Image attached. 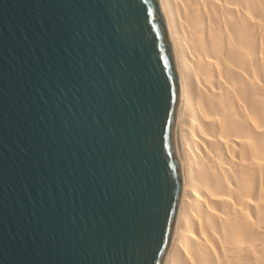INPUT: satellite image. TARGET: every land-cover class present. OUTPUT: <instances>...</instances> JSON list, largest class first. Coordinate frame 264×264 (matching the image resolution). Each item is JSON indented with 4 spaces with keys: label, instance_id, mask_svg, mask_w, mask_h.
I'll return each mask as SVG.
<instances>
[{
    "label": "water",
    "instance_id": "water-1",
    "mask_svg": "<svg viewBox=\"0 0 264 264\" xmlns=\"http://www.w3.org/2000/svg\"><path fill=\"white\" fill-rule=\"evenodd\" d=\"M182 109L158 0H0V264H166Z\"/></svg>",
    "mask_w": 264,
    "mask_h": 264
},
{
    "label": "bare ground",
    "instance_id": "bare-ground-1",
    "mask_svg": "<svg viewBox=\"0 0 264 264\" xmlns=\"http://www.w3.org/2000/svg\"><path fill=\"white\" fill-rule=\"evenodd\" d=\"M185 179L166 264H264V0H158Z\"/></svg>",
    "mask_w": 264,
    "mask_h": 264
}]
</instances>
